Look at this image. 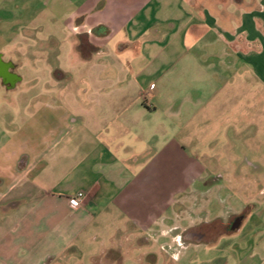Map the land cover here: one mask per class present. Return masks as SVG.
I'll return each mask as SVG.
<instances>
[{
  "label": "crops",
  "instance_id": "1",
  "mask_svg": "<svg viewBox=\"0 0 264 264\" xmlns=\"http://www.w3.org/2000/svg\"><path fill=\"white\" fill-rule=\"evenodd\" d=\"M190 2L202 12L181 13L182 0L2 1L0 9L26 10L36 34L48 38L35 48L70 58L64 67L56 60L65 81L56 82L59 93L26 99L31 113L0 146V264H67L115 220L125 241L139 247L170 237L161 210L136 237L144 225L136 214L148 213L136 199L149 197L152 176L161 178L169 134L178 152L195 150L199 101L247 103L251 85L264 102V0ZM81 37L95 49L88 58L78 50ZM240 150L251 172L236 181L253 187L256 199L245 202L239 227L209 241L184 243L190 229L173 239L223 251L208 264H264V143L240 142ZM81 192L82 206L72 209L69 199ZM236 238L244 246L239 256ZM124 256L111 248L90 260L120 264Z\"/></svg>",
  "mask_w": 264,
  "mask_h": 264
},
{
  "label": "rangeland",
  "instance_id": "2",
  "mask_svg": "<svg viewBox=\"0 0 264 264\" xmlns=\"http://www.w3.org/2000/svg\"><path fill=\"white\" fill-rule=\"evenodd\" d=\"M202 9L192 7L190 0H182L183 14H199ZM212 10L217 12L214 8ZM30 18L31 15L23 9L16 11L8 6L0 9V76L4 78L5 73L1 57L6 64L16 66L19 76L17 89H8L0 79V146L14 135L31 113L30 107L26 108V99L38 94H58L61 86H56V82L65 83L62 73L55 66L59 61V66L64 67L70 56L50 53L47 47L35 48L36 44L48 43V38L42 35L43 31L40 35L36 34L37 23ZM45 24L48 26V23H41L42 26ZM249 86L247 103H226L222 97L209 104L199 101L197 149L178 152L173 148L169 134L168 162L161 167V178L152 176L146 190L149 197L136 199L137 205L142 203L148 209L147 215L136 211V218L140 219L141 225L144 224L142 232L136 233L137 239L143 237L148 227H153L158 210L164 216L169 238L158 243L152 240L139 247L138 240L125 241V231L116 230L121 221L115 220L111 227L106 225L98 232L97 242L87 245L82 254L72 252L67 256V264H94L90 260L93 255L111 248H120L125 254V261L120 264H208L206 260L209 258L221 256L223 251L218 249L196 244L183 247L173 239L188 229L199 228L206 223H227L232 216L243 211L245 202H251L252 196L253 201L256 199L253 187L243 189L236 181L240 173L251 172L240 164V142L245 145L264 143V102L259 101L258 91ZM72 88L76 89L77 85ZM244 109L249 111L245 118L242 117ZM244 129H248L246 136L241 133ZM233 156L238 160H233ZM174 159L177 161H171ZM154 169L152 166L153 173ZM219 174L223 178L215 183L211 176L216 178ZM255 220L256 217L253 223ZM232 244L235 246L233 253L239 256L244 246L238 238ZM147 253L152 256L143 257ZM155 258H158L157 262Z\"/></svg>",
  "mask_w": 264,
  "mask_h": 264
},
{
  "label": "flooded vegetation",
  "instance_id": "3",
  "mask_svg": "<svg viewBox=\"0 0 264 264\" xmlns=\"http://www.w3.org/2000/svg\"><path fill=\"white\" fill-rule=\"evenodd\" d=\"M4 78L0 76L3 83L7 84V88L15 86L17 84L19 77L16 75L15 69H9L7 66L4 67ZM216 182L220 181L219 177L213 179ZM248 211L246 207L241 213L232 216L227 223L219 222L212 225H204L199 228H192L183 235V240L193 239L194 241H209L212 239H217L225 234H229L232 229L237 225V223L243 219L245 213Z\"/></svg>",
  "mask_w": 264,
  "mask_h": 264
},
{
  "label": "trees",
  "instance_id": "4",
  "mask_svg": "<svg viewBox=\"0 0 264 264\" xmlns=\"http://www.w3.org/2000/svg\"><path fill=\"white\" fill-rule=\"evenodd\" d=\"M78 50L84 58H88L90 56V52L94 51L95 49L86 44V38L81 37ZM86 51H90V52H86ZM217 222H215L214 224H216Z\"/></svg>",
  "mask_w": 264,
  "mask_h": 264
},
{
  "label": "built area",
  "instance_id": "5",
  "mask_svg": "<svg viewBox=\"0 0 264 264\" xmlns=\"http://www.w3.org/2000/svg\"><path fill=\"white\" fill-rule=\"evenodd\" d=\"M84 199H85V194L81 192L69 199V205L72 209H78L82 206Z\"/></svg>",
  "mask_w": 264,
  "mask_h": 264
},
{
  "label": "water",
  "instance_id": "6",
  "mask_svg": "<svg viewBox=\"0 0 264 264\" xmlns=\"http://www.w3.org/2000/svg\"><path fill=\"white\" fill-rule=\"evenodd\" d=\"M240 223H241V220L237 223V225L232 230L237 229L239 227Z\"/></svg>",
  "mask_w": 264,
  "mask_h": 264
}]
</instances>
